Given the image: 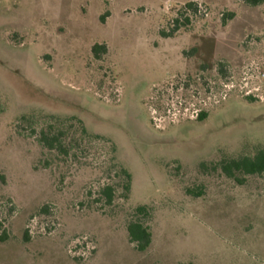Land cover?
Listing matches in <instances>:
<instances>
[{"label": "rangeland", "instance_id": "rangeland-1", "mask_svg": "<svg viewBox=\"0 0 264 264\" xmlns=\"http://www.w3.org/2000/svg\"><path fill=\"white\" fill-rule=\"evenodd\" d=\"M189 1L207 14L162 35ZM95 44L108 50L99 59ZM251 63L264 70V4L0 0V264H264V172L199 168L264 147V86L250 101L221 85ZM22 115L74 117L113 143L128 198L117 186L111 205L93 201L102 184H121L105 175L104 141L43 168L37 143L14 132ZM139 205L150 211L143 252L126 231Z\"/></svg>", "mask_w": 264, "mask_h": 264}, {"label": "trees", "instance_id": "trees-1", "mask_svg": "<svg viewBox=\"0 0 264 264\" xmlns=\"http://www.w3.org/2000/svg\"><path fill=\"white\" fill-rule=\"evenodd\" d=\"M244 4L250 7H256L264 4V0H241ZM177 16L170 24L169 32H163L165 37H171L180 28L190 25L193 18L200 16L201 13L197 10V4L194 1H189L183 6L178 8ZM233 13L223 15L221 18L222 24L233 17ZM105 44H95L92 47V52L95 57L99 59L101 55L107 53ZM195 48L191 49V53ZM190 53V54H191ZM222 65V64H221ZM223 67V66H222ZM222 72V68L220 69ZM223 73V72H222ZM246 99L254 101L255 98L246 96ZM3 107L0 106V113L3 112ZM207 117V113L200 110L197 114V120H203ZM15 134L29 138L37 143L42 150L45 157L42 161L43 168H49L52 164V159L60 162H67L70 159L79 161L82 156L81 144L86 145L94 139H99L105 142L107 150L111 154L110 164L105 171V175H109L112 171L114 175L121 179L119 182H108L101 185L96 196L93 198L94 202H101L104 205H111L116 195L117 186L123 189V196L128 198L131 187V175L121 165L116 162V147L109 140L102 136L88 134L82 122L74 117L59 118L54 115L35 116V115H22L17 121ZM27 130L28 134H23ZM201 172L221 170L225 175L230 178H236V174L243 175H260L264 172V147L260 145L250 146L248 149L242 150L236 156H223L218 161L206 164L201 162L199 164ZM91 196V192H88ZM188 193L198 196L199 192L188 190ZM40 212L47 213L48 208L44 206ZM150 216V211L147 206L139 205L134 208L132 217L126 224V231L128 241L134 245L137 251H145L151 244L152 235L147 221ZM26 238H28L27 230L25 231ZM7 228L5 227L4 220L0 218V243L8 240Z\"/></svg>", "mask_w": 264, "mask_h": 264}, {"label": "built area", "instance_id": "built-area-1", "mask_svg": "<svg viewBox=\"0 0 264 264\" xmlns=\"http://www.w3.org/2000/svg\"><path fill=\"white\" fill-rule=\"evenodd\" d=\"M196 4L198 12H202L206 15V9L200 3ZM221 85L229 91L238 88L239 93L242 95L258 98L259 93L264 86V70L260 68L258 63H251L244 68L238 82H235L233 77L230 76L227 83H222ZM225 89L220 92L223 97L226 96ZM193 112L195 113V116H197L199 110L194 109Z\"/></svg>", "mask_w": 264, "mask_h": 264}]
</instances>
